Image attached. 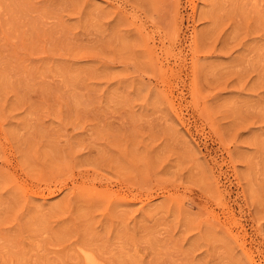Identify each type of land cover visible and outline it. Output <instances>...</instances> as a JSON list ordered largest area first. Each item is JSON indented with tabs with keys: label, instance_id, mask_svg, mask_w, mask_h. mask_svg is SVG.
Returning a JSON list of instances; mask_svg holds the SVG:
<instances>
[{
	"label": "rangeland",
	"instance_id": "1",
	"mask_svg": "<svg viewBox=\"0 0 264 264\" xmlns=\"http://www.w3.org/2000/svg\"><path fill=\"white\" fill-rule=\"evenodd\" d=\"M85 253L264 264V0H0V264Z\"/></svg>",
	"mask_w": 264,
	"mask_h": 264
},
{
	"label": "bare ground",
	"instance_id": "2",
	"mask_svg": "<svg viewBox=\"0 0 264 264\" xmlns=\"http://www.w3.org/2000/svg\"><path fill=\"white\" fill-rule=\"evenodd\" d=\"M85 261L87 262V264H98V261L96 260V258H94V256L92 254H89V253L85 255Z\"/></svg>",
	"mask_w": 264,
	"mask_h": 264
}]
</instances>
